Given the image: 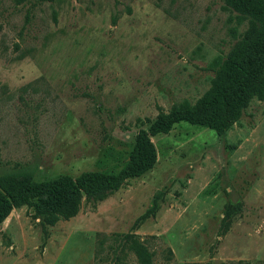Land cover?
I'll use <instances>...</instances> for the list:
<instances>
[{
  "label": "rangeland",
  "instance_id": "1",
  "mask_svg": "<svg viewBox=\"0 0 264 264\" xmlns=\"http://www.w3.org/2000/svg\"><path fill=\"white\" fill-rule=\"evenodd\" d=\"M260 26L224 0H0V178L117 174L137 132L195 104L211 62L240 64ZM149 140L151 169L73 217L12 208L0 264H140L132 242L149 264H264V99L222 134L178 122Z\"/></svg>",
  "mask_w": 264,
  "mask_h": 264
},
{
  "label": "trees",
  "instance_id": "2",
  "mask_svg": "<svg viewBox=\"0 0 264 264\" xmlns=\"http://www.w3.org/2000/svg\"><path fill=\"white\" fill-rule=\"evenodd\" d=\"M19 4L26 0H11ZM38 3H51L53 0H34ZM238 15L262 24L258 42L240 62L234 64L214 59L210 64L213 77L209 90L189 105L182 102L171 106L166 114H159L146 130H139L134 139L127 162L115 175L101 172H82L75 178L68 175L42 183H34L26 174H8L0 178V222L14 207L32 203L35 214L48 224L57 219L73 217L82 195L98 197L104 191L116 189L128 178L141 175L151 169L155 154L150 138L167 134L178 122L208 128L217 134L227 131L234 123L236 109L250 98L264 99V0H224ZM54 20V13H52ZM157 205L141 214L135 223L153 215ZM140 264H149L150 255L136 242H132Z\"/></svg>",
  "mask_w": 264,
  "mask_h": 264
}]
</instances>
